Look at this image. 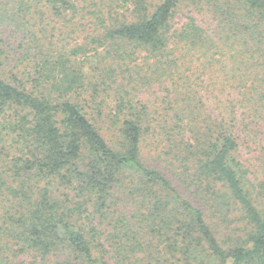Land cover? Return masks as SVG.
<instances>
[{
  "label": "trees",
  "instance_id": "trees-1",
  "mask_svg": "<svg viewBox=\"0 0 264 264\" xmlns=\"http://www.w3.org/2000/svg\"><path fill=\"white\" fill-rule=\"evenodd\" d=\"M0 264H264V0H0Z\"/></svg>",
  "mask_w": 264,
  "mask_h": 264
},
{
  "label": "rangeland",
  "instance_id": "rangeland-1",
  "mask_svg": "<svg viewBox=\"0 0 264 264\" xmlns=\"http://www.w3.org/2000/svg\"><path fill=\"white\" fill-rule=\"evenodd\" d=\"M122 13H124V12H122ZM185 14H189L190 16L195 18L197 20V22L199 23V25L202 27L212 29L216 25L213 16L208 11V7L204 3H200V4L194 5V6H187V5L182 4L180 11H179V14H178V17L176 18L175 22L177 24L184 23L185 22ZM100 100L105 101L103 98ZM105 105L112 108L113 101L108 100Z\"/></svg>",
  "mask_w": 264,
  "mask_h": 264
}]
</instances>
